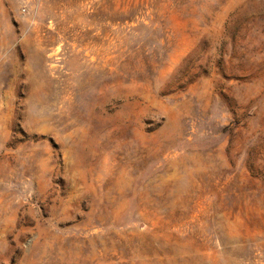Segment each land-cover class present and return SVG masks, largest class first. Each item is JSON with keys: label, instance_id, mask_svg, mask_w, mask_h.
<instances>
[{"label": "rangeland", "instance_id": "rangeland-1", "mask_svg": "<svg viewBox=\"0 0 264 264\" xmlns=\"http://www.w3.org/2000/svg\"><path fill=\"white\" fill-rule=\"evenodd\" d=\"M0 264H264V0H0Z\"/></svg>", "mask_w": 264, "mask_h": 264}]
</instances>
